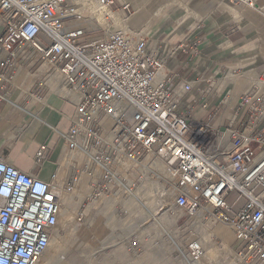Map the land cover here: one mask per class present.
<instances>
[{
    "label": "built area",
    "instance_id": "built-area-1",
    "mask_svg": "<svg viewBox=\"0 0 264 264\" xmlns=\"http://www.w3.org/2000/svg\"><path fill=\"white\" fill-rule=\"evenodd\" d=\"M96 1L111 8L116 0ZM227 1L258 8L255 0ZM68 18H83L81 4L0 0V69L12 74L31 53L55 67L81 97L61 133L63 142L97 168L100 182L113 181L110 166L117 157L138 162L150 155L173 174L175 207L228 225L237 264H264V77L242 97L248 109L240 123L213 128L194 120L189 105L177 111L191 84L186 80L177 88L178 74L149 50L142 31L103 30L99 39L78 42L82 30L66 25ZM48 155V147L40 145L37 159ZM230 194L237 195L239 206L228 201ZM60 213L50 183L0 158V264H36ZM187 252L193 261L204 253L197 239Z\"/></svg>",
    "mask_w": 264,
    "mask_h": 264
},
{
    "label": "crops",
    "instance_id": "crops-1",
    "mask_svg": "<svg viewBox=\"0 0 264 264\" xmlns=\"http://www.w3.org/2000/svg\"><path fill=\"white\" fill-rule=\"evenodd\" d=\"M255 3L258 8L237 7L227 0H116L110 12L120 18L131 9L128 18L133 15L137 20L130 24L140 28H133L128 19L126 28L148 30L149 34L143 33L148 48L165 57L166 68L178 74L177 88L190 82L177 111L189 105L194 120L224 129L240 123L248 109L242 97L255 90L259 76L264 77V0ZM189 12L193 14L185 17ZM115 21L117 26L123 24L121 18ZM0 72V158L50 183L61 206L71 196L82 219L87 211L86 225H100L104 211L94 208L99 202L82 209L95 187L89 170L61 136L80 94L66 86L55 67L32 53L18 60L12 74L5 68ZM40 145L49 149L44 160L36 157Z\"/></svg>",
    "mask_w": 264,
    "mask_h": 264
},
{
    "label": "rangeland",
    "instance_id": "rangeland-1",
    "mask_svg": "<svg viewBox=\"0 0 264 264\" xmlns=\"http://www.w3.org/2000/svg\"><path fill=\"white\" fill-rule=\"evenodd\" d=\"M71 3V0H67V4ZM108 9L114 11V7ZM131 14L132 10L126 9V14L120 15L123 24L118 26L110 15L105 27L100 25L103 20L90 15L83 16L82 19H64V22L82 30L77 41L83 42L103 37V30L126 29L124 24L126 19L129 24L137 20L132 18L133 15L128 18ZM191 14L193 13L189 12L185 17ZM143 33L149 34L147 29ZM146 157L138 162L132 161L121 170L118 169L117 158L110 166L115 171L113 174H117L122 182L130 184L137 199L124 192L114 178L113 181L100 182L97 168L92 164L88 165L84 156L78 159L81 164L85 163L95 184L90 199L84 203L82 209L86 205L99 202L97 207L93 205L91 207H99L105 214L101 216L100 225L96 226L95 223L86 225L87 211L84 212L86 218L80 219L82 213L80 206L70 200V196L61 206V213L52 233L56 240L42 253L40 264H181L178 251L161 231H156L157 223L145 214L144 206L152 209L154 216L171 230L185 253L187 244L197 239L202 243L203 255L215 247L209 264H237L232 252L234 238L230 227L204 214H201V217L188 216L175 207L174 195L170 193L169 186L173 183L174 177L169 178L155 170L152 164L158 159L151 157L148 161ZM106 200L107 203H104ZM228 201L236 206L240 204V199L235 194H230ZM217 226L227 230L229 236L225 241L215 233L214 229ZM134 242L138 244V248ZM186 254L188 255V252ZM202 258L203 256L199 260ZM225 261L228 262L224 263Z\"/></svg>",
    "mask_w": 264,
    "mask_h": 264
},
{
    "label": "bare ground",
    "instance_id": "bare-ground-1",
    "mask_svg": "<svg viewBox=\"0 0 264 264\" xmlns=\"http://www.w3.org/2000/svg\"><path fill=\"white\" fill-rule=\"evenodd\" d=\"M73 3H79L81 4V13L83 16H87L89 14L90 11H93L97 14L96 17H98L99 20H103L102 23H100V25H103L104 27L107 25V18L105 17V12L108 13L110 15V17H114L115 20H117V22L120 21L119 15L117 13L111 14V12L109 11L108 8L104 7L103 5L99 4L96 0H71ZM161 11V8L159 10H157V13H159ZM101 17H105L104 19ZM101 18V19H100ZM132 26V25H131ZM133 28H136L134 26H132ZM140 28V27H138ZM144 32V29H142ZM73 155H77V156H82L81 151L80 150H75L70 152ZM146 159L149 161L151 159V156H147ZM116 163L118 166V169L121 170V168H124L126 166H129L132 161L122 158V157H117L116 159ZM145 166V165H144ZM153 168L163 174H165L167 177L172 178L173 174L166 168V166H164L160 161L155 160L152 164ZM113 178L115 179V182L117 184H120L123 191L126 193H129L132 197L136 198L135 194L133 193L130 184L128 183H124L122 182V180L118 177L117 174H113ZM172 194V196L174 195V192L171 190L170 192ZM137 199V198H136ZM141 202V201H140ZM107 203V200L104 202ZM144 212L145 214H147L148 216H150L156 223H157V228L156 231L159 232L161 231L162 234L167 237L171 243V245L173 246L174 249H176L179 253V256L181 257V264H209L211 263L210 258L213 256L214 251H215V247L213 246L211 250H209L207 253H205L203 255L202 260H198V261H193L192 259L189 258V256L183 251V249L181 248V244L179 243V241H177V238L173 236L171 230H169L167 227L164 226L163 223L160 222L159 219H157L154 214H153V210L150 209L148 206H144ZM199 215V217H201V214H197ZM215 233L217 235H219L224 241L227 239V237L229 236L227 230L225 228H223L222 226H217L214 229ZM56 240L55 238H53L51 236L50 240H49V246L53 243V241ZM200 245L202 246V243L199 241ZM41 257V258H40ZM39 257L38 261L36 264H40L41 260H42V254ZM228 261H225L224 263H227Z\"/></svg>",
    "mask_w": 264,
    "mask_h": 264
}]
</instances>
